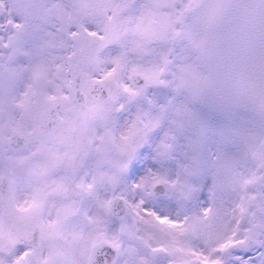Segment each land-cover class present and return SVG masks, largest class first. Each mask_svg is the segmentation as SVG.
I'll return each instance as SVG.
<instances>
[{
  "label": "snow or ice",
  "instance_id": "snow-or-ice-1",
  "mask_svg": "<svg viewBox=\"0 0 264 264\" xmlns=\"http://www.w3.org/2000/svg\"><path fill=\"white\" fill-rule=\"evenodd\" d=\"M0 264H264V0H0Z\"/></svg>",
  "mask_w": 264,
  "mask_h": 264
}]
</instances>
